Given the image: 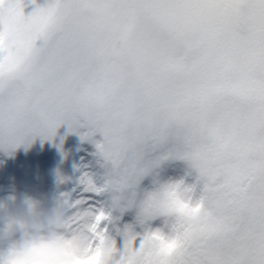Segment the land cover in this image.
<instances>
[{
    "label": "snow or ice",
    "instance_id": "obj_1",
    "mask_svg": "<svg viewBox=\"0 0 264 264\" xmlns=\"http://www.w3.org/2000/svg\"><path fill=\"white\" fill-rule=\"evenodd\" d=\"M24 8L0 0V147L83 120L129 205L122 249L97 225L67 264H264V0ZM169 159L194 183L141 189Z\"/></svg>",
    "mask_w": 264,
    "mask_h": 264
},
{
    "label": "rangeland",
    "instance_id": "obj_2",
    "mask_svg": "<svg viewBox=\"0 0 264 264\" xmlns=\"http://www.w3.org/2000/svg\"><path fill=\"white\" fill-rule=\"evenodd\" d=\"M48 0H25V15ZM79 127L62 123L49 137H28L16 148L0 147V204L18 203L25 196L59 201L69 212L64 231L73 241L89 235V229L99 226L97 252L107 249V241L116 239L123 248L125 223H131L126 191L112 174V167L103 147V136L81 121ZM154 179L161 182L192 184L195 173L186 161H162L159 169L142 179L140 187L151 191ZM74 225L76 230L67 231ZM153 227H160L158 221ZM139 231V229H137ZM139 241L137 242V247ZM95 264H100L99 260Z\"/></svg>",
    "mask_w": 264,
    "mask_h": 264
},
{
    "label": "clouds",
    "instance_id": "obj_3",
    "mask_svg": "<svg viewBox=\"0 0 264 264\" xmlns=\"http://www.w3.org/2000/svg\"><path fill=\"white\" fill-rule=\"evenodd\" d=\"M68 220L57 200L25 196L0 204V264H67L75 258L64 231Z\"/></svg>",
    "mask_w": 264,
    "mask_h": 264
}]
</instances>
